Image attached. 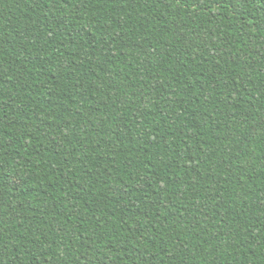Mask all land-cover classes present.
<instances>
[{"label": "trees", "instance_id": "obj_1", "mask_svg": "<svg viewBox=\"0 0 264 264\" xmlns=\"http://www.w3.org/2000/svg\"><path fill=\"white\" fill-rule=\"evenodd\" d=\"M0 264H264V0H0Z\"/></svg>", "mask_w": 264, "mask_h": 264}]
</instances>
